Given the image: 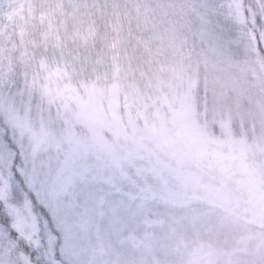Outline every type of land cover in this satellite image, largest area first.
I'll return each mask as SVG.
<instances>
[{
    "label": "rangeland",
    "instance_id": "obj_1",
    "mask_svg": "<svg viewBox=\"0 0 264 264\" xmlns=\"http://www.w3.org/2000/svg\"><path fill=\"white\" fill-rule=\"evenodd\" d=\"M11 1L0 200L21 245L47 264H264V0ZM90 10L112 27L83 29ZM65 19L73 55L36 56ZM77 183L121 203L45 225L29 193ZM8 235L0 264H34Z\"/></svg>",
    "mask_w": 264,
    "mask_h": 264
},
{
    "label": "trees",
    "instance_id": "obj_2",
    "mask_svg": "<svg viewBox=\"0 0 264 264\" xmlns=\"http://www.w3.org/2000/svg\"><path fill=\"white\" fill-rule=\"evenodd\" d=\"M11 2H12L11 0H0V13H2V11L6 10V8L9 7V4ZM243 2H244V6H245L244 11H246V15H250V13L254 11L253 9H255L254 0H243ZM103 10H104V12H107V9H105L104 7H103ZM257 10H256L255 15L257 14ZM88 13L92 17V19H86L88 25L86 26V28H83V29L95 27L97 30L98 29L109 30L110 27H112V21L110 22V20L107 17L105 18V16L99 15L100 10H98L96 12L90 10ZM65 20H66V24L62 25L60 22H58L55 25L56 30L53 31V33L51 35L49 34L50 36L47 38V41L43 42L41 36H40L39 40L35 41V44L38 45V48L36 50L34 49L35 50L34 53L36 54V56H42V58H43V57H49V55H52L55 53H62L65 55H69L70 57L73 55V53H69L68 51H58L60 48V45H64L66 40L69 39V36L67 33L74 31V28H73L70 20H68V19H65ZM54 22L55 21L53 20V23ZM117 24L119 25L120 23L117 21ZM121 24H123L125 27L128 26L126 19H123ZM249 26L254 31V29H255L254 23L250 22ZM46 28L47 27H45V29ZM14 38H17L16 34H15ZM34 38H36V37H34ZM256 42H257V47L259 48V51H258L259 56H260V58H262V60L264 62V38H262V39L258 38V39H256ZM87 53H88V50H86V49H82L79 52H75V54H77V55L81 54L82 56H85ZM91 56L95 57V53H91ZM15 175L21 181L22 178L19 177L18 173L15 172ZM24 192H26V190L22 189L21 194L23 196H27L26 199H28V192H26V194ZM30 199H31V197H30ZM9 212H10V210H9L8 203L2 202L0 200V232L1 231H2V233L3 232H11V235L10 236L8 235V237L5 239V241H3L4 242L3 244H5L6 247L10 248L8 250V252H9L8 254L11 256L12 259H15L18 257V252L22 251V253H26L30 257V259L32 260V262L34 264H47L38 256V254L36 252L29 251L28 246L21 245L20 242L22 240L16 235V233H14V230H12V228L10 227L11 223H12L11 222L12 221V215H10ZM12 241L18 245L17 251H15V249L12 248V247H14L11 245Z\"/></svg>",
    "mask_w": 264,
    "mask_h": 264
},
{
    "label": "snow or ice",
    "instance_id": "obj_3",
    "mask_svg": "<svg viewBox=\"0 0 264 264\" xmlns=\"http://www.w3.org/2000/svg\"><path fill=\"white\" fill-rule=\"evenodd\" d=\"M29 196L43 214L44 224L49 227L56 220L70 222L78 214L95 213L98 209L107 211L121 203L112 191L98 189L87 183H77L70 192L68 190L49 192L40 189L31 191Z\"/></svg>",
    "mask_w": 264,
    "mask_h": 264
}]
</instances>
